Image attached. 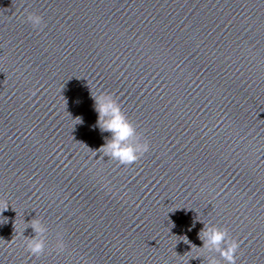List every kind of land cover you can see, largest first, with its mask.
I'll list each match as a JSON object with an SVG mask.
<instances>
[{
	"label": "water",
	"instance_id": "obj_1",
	"mask_svg": "<svg viewBox=\"0 0 264 264\" xmlns=\"http://www.w3.org/2000/svg\"><path fill=\"white\" fill-rule=\"evenodd\" d=\"M99 92L150 144L132 165L94 155ZM203 223L264 264V0H0V264H182Z\"/></svg>",
	"mask_w": 264,
	"mask_h": 264
},
{
	"label": "clouds",
	"instance_id": "obj_2",
	"mask_svg": "<svg viewBox=\"0 0 264 264\" xmlns=\"http://www.w3.org/2000/svg\"><path fill=\"white\" fill-rule=\"evenodd\" d=\"M25 22L37 31L43 30L46 25L43 15L36 12H28ZM92 98L94 110L97 113L96 126L102 133H110V137L105 138V142L94 151V155L96 156L99 152L111 160L118 161L123 166H129L139 161L150 150L148 140L129 121L118 100L111 93L99 92L97 95H92ZM23 224L24 227L17 234L22 240L25 251L30 256L38 258L48 248L49 227L38 218H33L29 223H25L23 220ZM203 225V229L199 233V239L202 241L201 247L191 245L187 237L182 239L184 243L190 245V252L180 256L182 264H189L190 259L201 258L204 253L209 254L205 257L207 264H220L216 256L212 255L214 253L219 254L224 264H236L240 242L230 235L227 228L211 223H203ZM28 227H31L35 234L31 238L24 236V231ZM53 250L58 255L64 254L68 250L63 231L56 233ZM193 253L194 255H190ZM185 256H188L187 260L183 259Z\"/></svg>",
	"mask_w": 264,
	"mask_h": 264
}]
</instances>
